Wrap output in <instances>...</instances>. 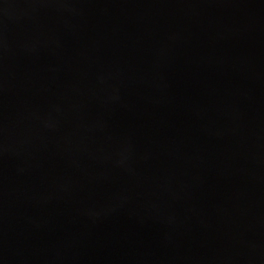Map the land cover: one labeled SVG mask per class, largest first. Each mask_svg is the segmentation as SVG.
I'll use <instances>...</instances> for the list:
<instances>
[{
    "label": "water",
    "instance_id": "1",
    "mask_svg": "<svg viewBox=\"0 0 264 264\" xmlns=\"http://www.w3.org/2000/svg\"><path fill=\"white\" fill-rule=\"evenodd\" d=\"M0 264H264V0H0Z\"/></svg>",
    "mask_w": 264,
    "mask_h": 264
}]
</instances>
